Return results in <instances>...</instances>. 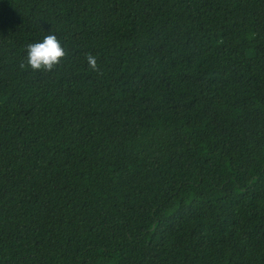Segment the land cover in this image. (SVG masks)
I'll return each mask as SVG.
<instances>
[{"label":"trees","instance_id":"obj_1","mask_svg":"<svg viewBox=\"0 0 264 264\" xmlns=\"http://www.w3.org/2000/svg\"><path fill=\"white\" fill-rule=\"evenodd\" d=\"M0 264H264V0H0Z\"/></svg>","mask_w":264,"mask_h":264},{"label":"clouds","instance_id":"obj_2","mask_svg":"<svg viewBox=\"0 0 264 264\" xmlns=\"http://www.w3.org/2000/svg\"><path fill=\"white\" fill-rule=\"evenodd\" d=\"M27 49V66L32 71H53L67 57V49L62 45L56 35L49 34L44 36L41 42L29 43ZM86 60L89 68L94 72H100L97 58L88 54ZM25 63L20 64L24 69Z\"/></svg>","mask_w":264,"mask_h":264}]
</instances>
